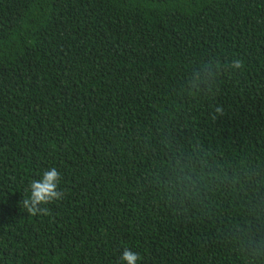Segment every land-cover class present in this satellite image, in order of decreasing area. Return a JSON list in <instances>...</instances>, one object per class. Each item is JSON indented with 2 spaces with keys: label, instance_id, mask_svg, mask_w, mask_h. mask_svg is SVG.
<instances>
[{
  "label": "trees",
  "instance_id": "trees-1",
  "mask_svg": "<svg viewBox=\"0 0 264 264\" xmlns=\"http://www.w3.org/2000/svg\"><path fill=\"white\" fill-rule=\"evenodd\" d=\"M126 248L264 264V0H0V264Z\"/></svg>",
  "mask_w": 264,
  "mask_h": 264
},
{
  "label": "clouds",
  "instance_id": "clouds-1",
  "mask_svg": "<svg viewBox=\"0 0 264 264\" xmlns=\"http://www.w3.org/2000/svg\"><path fill=\"white\" fill-rule=\"evenodd\" d=\"M227 67L230 69H240L243 67V64L240 60L234 59ZM215 113L222 115V107H216ZM213 119H216L215 115ZM59 181L60 173L55 168L45 171L40 179L32 180L27 189V198L20 201L21 208L28 215H49L50 210L47 205L61 200L64 196V192L58 190ZM138 259L139 255L127 248L121 255V261L125 262V264H137Z\"/></svg>",
  "mask_w": 264,
  "mask_h": 264
}]
</instances>
